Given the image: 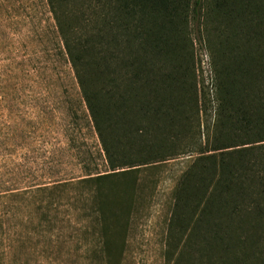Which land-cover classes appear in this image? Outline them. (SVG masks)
<instances>
[{"label": "trees", "instance_id": "16d2710c", "mask_svg": "<svg viewBox=\"0 0 264 264\" xmlns=\"http://www.w3.org/2000/svg\"><path fill=\"white\" fill-rule=\"evenodd\" d=\"M42 1L53 21L55 56L69 67L105 164L114 172L78 185L99 184L169 160L162 157L158 127L168 132L183 127L178 123L184 118L183 100L198 93L196 82L189 84L196 79L189 62H178L187 57L184 28L190 16L199 23L213 14L226 30L213 64L218 125L216 146L208 152L216 154L204 158L208 165L201 167L197 183L188 172L174 192L166 262L256 264L253 260L264 256V0ZM234 39L244 50H228ZM251 43L254 47L248 48ZM142 121L148 123L144 128ZM150 129L156 140H144ZM235 138L248 141L236 144ZM123 139L144 145L122 146ZM95 218L102 228L96 234L90 224L82 225L93 239L84 246L88 253L109 256L115 245L109 219L101 210Z\"/></svg>", "mask_w": 264, "mask_h": 264}, {"label": "rangeland", "instance_id": "374dc122", "mask_svg": "<svg viewBox=\"0 0 264 264\" xmlns=\"http://www.w3.org/2000/svg\"><path fill=\"white\" fill-rule=\"evenodd\" d=\"M52 25L42 0H0V264H167L174 192L188 172L197 183L201 167L208 165L204 158L216 154L208 152L216 146L218 123L214 69L226 30L213 14L199 23L190 16L184 28L187 57L178 62H189L196 77L189 84L196 82L198 93L183 100L184 118L178 120L183 127L169 132L158 127L162 157L169 160L128 169L125 176L99 184L78 185L114 172L105 164L69 67L55 56ZM232 43L228 50H244L237 39ZM147 124L142 121L141 127ZM154 131H147L144 140H156ZM129 145L144 144L123 139L122 146ZM60 182L74 185L57 187ZM100 210L109 219L108 235L115 244L109 256L88 253L84 246L93 239L81 227L88 223L98 234ZM253 261L262 264L264 256Z\"/></svg>", "mask_w": 264, "mask_h": 264}]
</instances>
